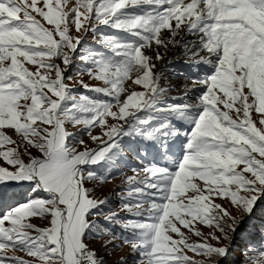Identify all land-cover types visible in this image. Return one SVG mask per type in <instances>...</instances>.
Masks as SVG:
<instances>
[{
    "label": "snow or ice",
    "instance_id": "6c2138e0",
    "mask_svg": "<svg viewBox=\"0 0 264 264\" xmlns=\"http://www.w3.org/2000/svg\"><path fill=\"white\" fill-rule=\"evenodd\" d=\"M241 237L264 264V0H0V264H227Z\"/></svg>",
    "mask_w": 264,
    "mask_h": 264
},
{
    "label": "rangeland",
    "instance_id": "374dc122",
    "mask_svg": "<svg viewBox=\"0 0 264 264\" xmlns=\"http://www.w3.org/2000/svg\"><path fill=\"white\" fill-rule=\"evenodd\" d=\"M85 46L87 47V45H85ZM182 68H183L182 61L180 60L179 57H177L169 65V74H170V76H171V73H173V72H178V71L183 70ZM73 74H75V71H74ZM171 78L173 79V81H175V79H176L175 76H171ZM85 80L88 81V78L85 77ZM89 82L92 83V84H95L96 83L94 81H89ZM79 91H84V90L83 89H79ZM90 94L91 95H96L95 93H90ZM184 126L190 128V125H188V124H185ZM72 130L73 131H77V129H75V128H73ZM83 138L84 139H88L87 135H83ZM134 146L139 147V142L138 141H132L128 137H125V149H126V151L130 147H134ZM179 155L182 157L183 152H180ZM127 156H128V159L129 160H133L134 159V157L132 156V154H131L130 151H128ZM117 171H119V169ZM118 184H119V179L112 180L108 184V186L104 190V192L101 193V195H107L109 193H113L112 196H111V199H112V202H113L112 207H116L117 204L119 203L118 193H119L120 189L117 187ZM204 230L207 231V228H205ZM257 239H260V237H257ZM242 243H243V237H241L238 240V242H237V244L235 246L234 253H233L232 257H230V259L227 261V264H240V253H241L240 247L242 246ZM20 254L23 255V253H20ZM115 258L116 257H114V256L112 257V259H115Z\"/></svg>",
    "mask_w": 264,
    "mask_h": 264
},
{
    "label": "trees",
    "instance_id": "16d2710c",
    "mask_svg": "<svg viewBox=\"0 0 264 264\" xmlns=\"http://www.w3.org/2000/svg\"><path fill=\"white\" fill-rule=\"evenodd\" d=\"M86 47V46H85ZM134 147H136V146H134Z\"/></svg>",
    "mask_w": 264,
    "mask_h": 264
}]
</instances>
